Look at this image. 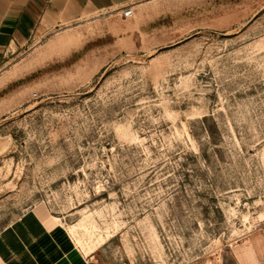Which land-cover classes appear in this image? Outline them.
<instances>
[{
	"label": "rangeland",
	"instance_id": "rangeland-1",
	"mask_svg": "<svg viewBox=\"0 0 264 264\" xmlns=\"http://www.w3.org/2000/svg\"><path fill=\"white\" fill-rule=\"evenodd\" d=\"M4 62L0 232L37 208L91 264H264V0L82 15Z\"/></svg>",
	"mask_w": 264,
	"mask_h": 264
},
{
	"label": "crops",
	"instance_id": "crops-1",
	"mask_svg": "<svg viewBox=\"0 0 264 264\" xmlns=\"http://www.w3.org/2000/svg\"><path fill=\"white\" fill-rule=\"evenodd\" d=\"M156 1L0 0V64L5 63L8 54L24 48L35 31H52L93 13L99 16L114 13L128 20L134 18L135 10L146 9ZM127 7L133 9L130 18L122 16ZM123 41L128 42L126 38ZM38 208L48 215L42 207ZM53 221L44 220L35 208L2 230L0 264H91L62 226Z\"/></svg>",
	"mask_w": 264,
	"mask_h": 264
},
{
	"label": "built area",
	"instance_id": "built-area-1",
	"mask_svg": "<svg viewBox=\"0 0 264 264\" xmlns=\"http://www.w3.org/2000/svg\"><path fill=\"white\" fill-rule=\"evenodd\" d=\"M122 16L124 18H130L133 16V9L130 7L125 8L124 10H122Z\"/></svg>",
	"mask_w": 264,
	"mask_h": 264
},
{
	"label": "bare ground",
	"instance_id": "bare-ground-1",
	"mask_svg": "<svg viewBox=\"0 0 264 264\" xmlns=\"http://www.w3.org/2000/svg\"><path fill=\"white\" fill-rule=\"evenodd\" d=\"M75 226L69 227L67 230L69 232L70 235H74L75 233ZM77 243H79V241H77ZM256 251V250H255ZM241 255V254H240ZM242 256V255H241Z\"/></svg>",
	"mask_w": 264,
	"mask_h": 264
}]
</instances>
